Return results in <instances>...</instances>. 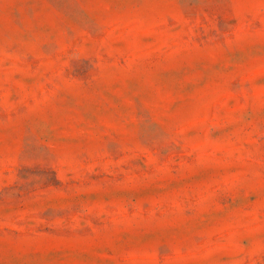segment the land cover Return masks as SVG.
Returning a JSON list of instances; mask_svg holds the SVG:
<instances>
[{
  "label": "rangeland",
  "instance_id": "obj_1",
  "mask_svg": "<svg viewBox=\"0 0 264 264\" xmlns=\"http://www.w3.org/2000/svg\"><path fill=\"white\" fill-rule=\"evenodd\" d=\"M0 264H264V0H0Z\"/></svg>",
  "mask_w": 264,
  "mask_h": 264
}]
</instances>
